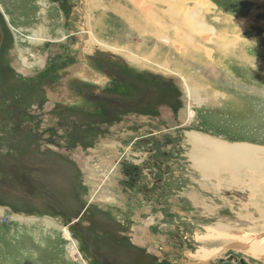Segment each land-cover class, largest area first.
Here are the masks:
<instances>
[{"label":"rangeland","instance_id":"rangeland-1","mask_svg":"<svg viewBox=\"0 0 264 264\" xmlns=\"http://www.w3.org/2000/svg\"><path fill=\"white\" fill-rule=\"evenodd\" d=\"M145 2L0 0V264H264L235 239L264 171L194 162L195 135L264 148V0Z\"/></svg>","mask_w":264,"mask_h":264},{"label":"bare ground","instance_id":"bare-ground-1","mask_svg":"<svg viewBox=\"0 0 264 264\" xmlns=\"http://www.w3.org/2000/svg\"><path fill=\"white\" fill-rule=\"evenodd\" d=\"M161 1H162L161 3H164V4L167 3V5H169V9L168 10L166 9L168 12L165 10L164 15H163L164 17L167 16V19L170 18V20H171V17H172V19L173 18L176 19L178 23L183 22L185 24V22H189L190 20H192V18L194 19L196 17L195 15H192V14L196 13L197 12L196 10L198 8L196 10H194V12H192V14L187 12L188 14H190L191 19L188 18L187 13L183 14L184 12L182 11L184 5H186L187 3H189L192 0H161ZM134 3L139 4V7L140 6L142 7V5L146 2H145V0H134ZM196 4H197V6H201V7H202V5H204L203 2H200V1H198V3L196 2ZM141 7L139 8L140 10H142ZM125 15L127 18H128V16L130 17V21H134L133 20V18H135L134 13L129 14V11H125ZM184 20H185V22H184ZM148 21H150V20H148ZM195 21L197 22V25L199 26L198 28H200L201 25L203 27H201L200 29H198V28L196 29L194 27H191V28L197 30V32L199 34H201L202 36L205 34V33L203 34V31H205V30H206V33L207 32H213L211 29L213 27L205 26L199 17L196 18ZM188 30H186L188 33L184 32L183 30H181V32H178L179 36L184 39L183 40L184 42L187 41L188 39L190 40V38L194 37L193 34H191V32ZM175 33H176V31H175ZM192 33H194V32H192ZM175 37H177V36L175 35ZM179 43H180V45L183 44L185 48L188 44V43L185 44V43H181V42H179ZM191 43H190V45H192V44L194 45V43H192V44ZM176 48H177V46H176ZM120 52H122V51H120ZM194 139H195V143H197V145H199V142H200V144H202L201 146H199L197 148L198 153L195 154V156H194V162L197 164V166L201 169V171L205 175L211 174L213 176H219L220 173L225 172L227 170V171H229L235 175L233 181L238 180L241 182L242 179L240 180V177L238 175V170H240L241 168L251 167L252 169H256V170L258 169V171L260 169L262 171H264V160L258 159L256 156L257 152L259 150H264V148H260V147H256V146L248 145V144H231V145L228 143L224 144L223 142L220 143L219 141H212L210 139H206L202 136H197V135L194 136ZM203 144H207L208 149L206 147H204ZM261 173H263V172H261ZM256 184H258V183H256ZM263 195H264V193H263ZM260 199H262V198H260ZM263 216H264V214H263ZM241 225H243V223L240 222L239 226H237L238 230L239 229L242 230L245 228L242 226L243 228L241 229ZM256 228H257V225L253 226L252 228H247V229H250V232H244L245 229L243 230V232L239 231L241 233H238L235 239H236V243L245 244L246 247L245 246L244 247L249 248V252L251 251V254L253 256L257 257L258 259H262L264 261V224L261 225V229L256 230ZM232 236H235V235L232 234ZM221 237H222V235H221Z\"/></svg>","mask_w":264,"mask_h":264},{"label":"flooded vegetation","instance_id":"flooded-vegetation-1","mask_svg":"<svg viewBox=\"0 0 264 264\" xmlns=\"http://www.w3.org/2000/svg\"><path fill=\"white\" fill-rule=\"evenodd\" d=\"M4 33H3V31H2V41H1V44H0V50H1V48H2V45H3V40H4ZM107 70V69H106ZM108 76H112L113 77V71H107V73H106ZM69 79V78H68ZM68 81V80H67ZM129 81H131V80H129ZM134 83H136V85L138 84L137 82H134ZM65 84H66V82H65ZM66 86L68 87V85L66 84ZM145 92V90H142V93H144ZM69 97V99L70 100H66V101H70V103L72 104V105H74V104H76V103H74V101L72 100V93L70 92V96H68ZM106 99L107 98H109V97H111L110 98V100H113V99H115L114 97H112V96H110V95H105L104 96ZM115 97H118V96H115ZM103 98V97H102ZM99 99H101V98H99ZM121 99V98H120ZM119 99V97H118V100L116 101V103H120L121 102V100ZM109 99H107L106 101H110ZM25 111V110H24ZM26 112V111H25ZM37 113H39V112H36V113H33V114H36L37 115ZM51 167V166H50ZM53 175V174H52ZM51 175V176H52ZM0 188H2L3 189V192L5 191L6 192V190L4 189V182H0ZM8 193V192H7ZM10 195V194H9ZM12 197V196H11ZM99 252H101V253H103L104 252V250H98ZM105 254V253H104ZM101 255V257L103 256V258L102 259H104V260H108V258L107 257H105L106 255ZM101 257H98V259L102 262V259H101ZM100 263V262H99ZM103 263V262H102ZM106 264H108V263H106ZM240 264H247V262H246V260L244 259V258H242L241 259V261H240Z\"/></svg>","mask_w":264,"mask_h":264},{"label":"trees","instance_id":"trees-1","mask_svg":"<svg viewBox=\"0 0 264 264\" xmlns=\"http://www.w3.org/2000/svg\"><path fill=\"white\" fill-rule=\"evenodd\" d=\"M151 96V95H150ZM145 97H147V96H145ZM115 98V101H117L118 100V97H114ZM121 98V99H120ZM119 99L121 100V102L120 103H118V108H116V109H120V108H125V106H127V105H129V103H131V104H133V106H134V104L135 105H137V106H139V100L138 101H132V100H130V101H126V100H124L121 96L119 97ZM100 100V99H99ZM98 99L97 100H95V101H99ZM109 103L110 104H113L112 103V100H110L109 101ZM95 104V103H94ZM132 106V105H131Z\"/></svg>","mask_w":264,"mask_h":264},{"label":"water","instance_id":"water-1","mask_svg":"<svg viewBox=\"0 0 264 264\" xmlns=\"http://www.w3.org/2000/svg\"><path fill=\"white\" fill-rule=\"evenodd\" d=\"M1 41H2V30H1V26H0V44H1Z\"/></svg>","mask_w":264,"mask_h":264}]
</instances>
